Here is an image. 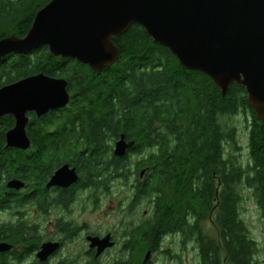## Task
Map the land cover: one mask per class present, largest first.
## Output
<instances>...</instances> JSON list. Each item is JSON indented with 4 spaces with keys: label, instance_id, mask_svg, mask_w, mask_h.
I'll return each mask as SVG.
<instances>
[{
    "label": "flooded vegetation",
    "instance_id": "1",
    "mask_svg": "<svg viewBox=\"0 0 264 264\" xmlns=\"http://www.w3.org/2000/svg\"><path fill=\"white\" fill-rule=\"evenodd\" d=\"M14 6L15 0H0V39L23 37L27 32L16 34ZM43 46L51 54L49 47L42 45L24 53L3 55L0 64ZM51 55L59 60H76ZM102 70L97 72L102 74ZM40 72L55 77L38 71L18 79ZM14 81L2 78L0 88ZM66 89L69 100L65 106L40 115L34 110L25 112L27 148L12 146L3 151L8 169L0 172V264H187L186 254L191 251L193 264L202 263L198 234L191 236L190 232L197 216L190 213L189 203L181 197L173 198L177 203L182 200L181 206L176 209L169 205L165 210L162 190L154 184L159 177L154 172L158 145L141 146L123 131L113 142L108 132H88L82 125L90 111L86 97L91 90H79L76 84L69 88L66 85ZM101 96L94 94L98 99ZM79 103L86 104L81 110L83 116L75 109ZM95 117L99 118L92 110L89 118ZM15 122L12 113L0 115L5 148L7 132ZM158 127L154 120L151 129L155 136ZM97 138L101 144L100 140L93 142ZM33 139L39 141L41 149L33 148ZM121 139L125 149L117 155L115 145ZM35 151L40 153L37 157ZM110 154L116 156L115 161L111 162ZM64 165L67 169L56 180L54 174ZM211 180L219 191L221 175L212 171ZM196 225L199 234L214 240L221 252L212 212ZM222 260L221 264H228L226 258Z\"/></svg>",
    "mask_w": 264,
    "mask_h": 264
},
{
    "label": "trees",
    "instance_id": "2",
    "mask_svg": "<svg viewBox=\"0 0 264 264\" xmlns=\"http://www.w3.org/2000/svg\"><path fill=\"white\" fill-rule=\"evenodd\" d=\"M48 1L15 0L16 34L27 31L37 10ZM112 40L119 48V57L104 67L102 74L76 60H59L43 46L36 52L15 55L2 62L0 79L10 82L27 73L43 71L65 78L68 88L76 84L79 90H91L86 97L90 111L82 125L88 132H108L113 142L123 131L141 146L158 145L160 153L154 172L159 177L154 184L162 190L165 210L171 205L176 209L181 206L182 200H173L181 197L189 203L190 213L197 216L190 232L191 236L198 234L203 259L200 264H221L223 258L228 264H257L259 246L242 218L241 190L246 187L250 191L264 219V121L248 105L244 87L232 83L223 94L206 74L185 69L140 24L133 23ZM94 94L102 98H95ZM83 105L86 107L79 103V108H75L81 116ZM92 110L99 118H89ZM239 111L249 113L245 161L241 159L243 146L237 128L231 122ZM154 120L159 124L156 136L151 129ZM37 129L31 132H38ZM33 148L41 149L37 139H33ZM8 149L1 135L0 172L8 169L7 161H3L7 156L3 151ZM168 150L171 153L165 152ZM35 153V157L40 154ZM110 157L111 162L115 161L116 156ZM89 167L94 169L91 164ZM212 171L221 175L219 191L211 180ZM166 182L172 185L163 184ZM210 212L221 240V252L214 240L199 234L196 225L199 219L206 220ZM261 248L264 253V239Z\"/></svg>",
    "mask_w": 264,
    "mask_h": 264
},
{
    "label": "water",
    "instance_id": "3",
    "mask_svg": "<svg viewBox=\"0 0 264 264\" xmlns=\"http://www.w3.org/2000/svg\"><path fill=\"white\" fill-rule=\"evenodd\" d=\"M133 23L185 69L209 76L223 94L232 83L243 86L248 105L264 121V0H50L25 36L0 39V57L47 45L55 56L101 71L119 57L112 38ZM66 85L65 78L40 72L0 88V115L12 113L16 120L7 147H28L25 112L40 115L65 106ZM124 149V141H117L115 154ZM64 169L53 177L60 179Z\"/></svg>",
    "mask_w": 264,
    "mask_h": 264
},
{
    "label": "rangeland",
    "instance_id": "4",
    "mask_svg": "<svg viewBox=\"0 0 264 264\" xmlns=\"http://www.w3.org/2000/svg\"><path fill=\"white\" fill-rule=\"evenodd\" d=\"M249 119L248 112H237L232 116L231 122L236 126L239 135L240 143L243 146L241 159L246 160L247 150H246V131H247V121ZM243 200L241 203V213L242 218L246 221L251 236L258 242L259 252L256 254L257 264H264V253L261 248V243L264 239V219L259 214L257 205L252 197L250 191L243 187L242 190ZM212 229V228H211ZM188 258L187 264H193V254L192 251L186 254ZM191 262H190V261Z\"/></svg>",
    "mask_w": 264,
    "mask_h": 264
}]
</instances>
